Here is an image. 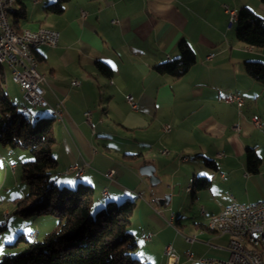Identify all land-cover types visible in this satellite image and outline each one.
Listing matches in <instances>:
<instances>
[{"label": "crops", "instance_id": "crops-1", "mask_svg": "<svg viewBox=\"0 0 264 264\" xmlns=\"http://www.w3.org/2000/svg\"><path fill=\"white\" fill-rule=\"evenodd\" d=\"M55 1L18 0L10 21L18 33L39 28L60 32L56 46L33 49L36 70L45 76L46 99L52 106L62 99L65 106L63 120L42 108V114L56 117L52 153L58 160L57 183L92 185L97 208L108 201L142 199H131L136 207L129 226L142 263L169 264L168 245L179 264H191L187 251L194 258L227 259L229 236L212 229L210 217L233 199H264V84L246 71L247 61L264 63V47L238 39L236 23L228 27L225 7L238 11L246 6L264 17L263 1L68 0L61 13L49 12ZM183 40L195 51L193 67L179 78L158 73L154 66L178 57ZM101 63L111 67V76ZM73 79L80 84L72 85ZM230 92L240 93L245 103L226 102ZM128 94L137 110L126 101ZM87 110L95 128L85 118ZM249 147L261 158L256 173L248 169ZM13 153L24 154L0 146V192L19 185L18 197H23ZM72 165L84 166L81 177L64 172ZM144 165L153 167L163 185L156 192L139 173ZM111 168L117 172L108 179L104 173ZM205 180L207 186H199ZM141 181L145 193L136 192ZM104 188L109 195L102 194ZM11 219L10 209L0 204V225L11 230L0 243V254L8 253L16 235L30 238L34 233L31 239H40L49 232L41 225L32 230L22 218L17 224ZM187 236L197 241L187 242Z\"/></svg>", "mask_w": 264, "mask_h": 264}, {"label": "trees", "instance_id": "trees-1", "mask_svg": "<svg viewBox=\"0 0 264 264\" xmlns=\"http://www.w3.org/2000/svg\"><path fill=\"white\" fill-rule=\"evenodd\" d=\"M67 1L56 0L47 10L61 13ZM236 35L250 46L264 47V17L249 7H241ZM178 49V57L154 66L158 73L179 78L193 67L196 63L193 47L183 40ZM100 68L105 74L112 75L108 64L101 63ZM246 71L264 84V63L247 61ZM6 74L5 66L0 65V146L14 152L27 150L32 155L21 164L22 179L28 190L17 201L15 213L21 217L55 216L58 225L42 239L19 234L9 245H22V248L5 253L0 264H146L135 254L137 242L129 230L135 201H108L93 213L92 185L79 182L74 188L59 186L56 181L58 160L52 153L56 117L43 115L35 120L29 117L26 111L30 108L21 109L8 95ZM247 161L250 172L259 171L261 158L254 148L247 149ZM207 184L205 180L199 186L206 187ZM4 228L5 225H0V231Z\"/></svg>", "mask_w": 264, "mask_h": 264}, {"label": "built area", "instance_id": "built-area-1", "mask_svg": "<svg viewBox=\"0 0 264 264\" xmlns=\"http://www.w3.org/2000/svg\"><path fill=\"white\" fill-rule=\"evenodd\" d=\"M38 1V0H35ZM7 7L6 0H0V57L10 60L11 69L13 72V82L16 83L23 92V107L25 108H47L57 112L60 115V120H63L65 114V106L62 99H59L55 106H52L45 97V88L43 83L45 76L41 72H37L34 68V63L30 59V55L25 54V45H32L33 47L56 46L60 32L49 28V38L38 37L31 41H22L16 39L14 35H10L7 30ZM229 14L228 27L232 25V17H237V10L225 7ZM86 12L82 10L81 16L84 17ZM116 22V20H115ZM212 54L208 56L212 58ZM71 84L77 86L80 84L79 80L73 79ZM224 100L228 103H233L241 107L244 103V97L237 92H230L224 96ZM126 101L132 109L139 108L138 103L134 98L128 94ZM87 122L92 128L96 127V122L92 120V112L90 110L84 113ZM253 121L260 125V118L258 115L253 116ZM165 130L170 129V125L164 127ZM167 153V150H164ZM188 157H184L187 159ZM84 166L72 165L65 169V173H74L76 177H81ZM115 168L108 169L104 173L105 177L112 179L116 174ZM104 196L109 195L108 188H104ZM214 218H221V225H218V230H223V234L228 235V231H235L241 235H251L258 244L264 245V199L250 203H242L233 199L227 206H225L219 213L212 215L209 220V225H214ZM222 218H229V225H222ZM35 234H31L34 238ZM187 242L194 243L197 240L186 238ZM229 256L227 259H216L208 257L194 258L190 251L186 252V256L191 262H211L215 264H255L259 262L255 257L249 256L242 248L240 242H228L227 248ZM168 255L169 264H179L178 257L175 254L173 246L168 245L165 248Z\"/></svg>", "mask_w": 264, "mask_h": 264}, {"label": "rangeland", "instance_id": "rangeland-1", "mask_svg": "<svg viewBox=\"0 0 264 264\" xmlns=\"http://www.w3.org/2000/svg\"><path fill=\"white\" fill-rule=\"evenodd\" d=\"M6 71H7V81L5 84V88L8 92V95L10 96V98L19 106L21 107V109H23V92L21 90V88L13 82L12 78V70L8 69V67H6ZM44 109L41 108H30V111H26V114L31 117L33 120H35L38 116H43V115H50V114H42ZM38 115V116H36ZM36 116V117H35ZM21 152H24V154L21 153V155H14L15 153H13L12 156H14L13 158L16 161V164L18 165V168H16L15 170L17 171L16 176L19 179V183L20 186L24 189V193L26 194L27 190H28V185L27 183L22 179V172H21V164L23 161L30 159L32 157V155L30 154L29 151L27 150H20ZM0 166L2 167L3 164L0 163ZM125 167V169H127L128 171L131 170V168L129 167V165H123ZM142 166H140L138 168L139 173L145 177L147 179V182H149L151 184V188L153 190V192H156L159 188H161L163 185H159L157 183V178L156 175L154 173V171L151 174H147L141 171ZM59 186H62V184H58ZM76 187V186H75ZM147 186L145 185V182H140L139 183V187L137 188L136 192H140V193H145V191L147 190L146 188ZM8 189H5L3 191L0 192V204H2V208L3 207H7L8 209H10L11 211V220L14 224L16 222V220H18V218H22L20 220H22V222L26 223L28 226H32V230L37 229L36 227H39V225H41V229H46V231H51L53 230L55 224H57L58 222V218L55 216H51V215H36L37 217L35 218H39V219H33V217L35 215H32L31 217H21L18 213H15V211L17 210L18 206H17V201L21 200L25 194H23V197H18L19 194V185H16L14 188L7 186ZM74 188V187H73ZM17 193V194H16ZM22 195V194H20ZM130 199H136L138 202L141 201L142 199L133 196ZM126 200V199H124ZM123 200V201H124ZM120 202V201H119ZM118 202V203H119ZM99 208V207H98ZM97 207L93 208V213L96 212V210L98 209ZM52 220V221H51ZM5 221V220H4ZM6 226V223H4ZM43 225V226H42ZM48 233V232H47ZM11 234V230L10 229H3L2 231H0V243H2L3 241H6V237H9V235ZM44 236L41 235L40 239H42ZM17 238V235L14 236L13 241H15V239ZM19 247V248H18ZM22 247V245L19 246H11L8 245L6 248L8 249V253H12L15 251H18L20 248ZM10 249V251H9ZM3 254H0V259L2 258ZM208 258H214V257H210L208 256ZM192 264V263H191Z\"/></svg>", "mask_w": 264, "mask_h": 264}, {"label": "bare ground", "instance_id": "bare-ground-1", "mask_svg": "<svg viewBox=\"0 0 264 264\" xmlns=\"http://www.w3.org/2000/svg\"><path fill=\"white\" fill-rule=\"evenodd\" d=\"M18 0H6L8 5H12V7H7V30L10 35H14L16 39H20L22 41H31L32 39H38V37L49 38V28H40L38 30H30L26 29L22 33H18L11 21H10V13L14 10V6L16 5ZM238 19V11L237 17H232V25L233 26ZM36 48L32 45H25V54L30 55L31 61L34 63V68L37 66V59L32 52V49ZM0 65L8 66L11 68L10 60L6 58L0 57ZM12 70V69H11ZM23 109H28L23 107ZM55 116L60 117L57 112H54ZM194 178L190 179V183L188 185L187 190L192 189ZM218 225H221V218H214V225H209L212 229L216 230L219 233H223V230H218ZM222 225H229V218H222ZM229 241L228 242H240L241 248L249 254L251 257H255L259 262H255V264H264V245L258 244L253 236L251 235H241L240 233H236L235 231H228ZM31 237V235H30ZM186 238H190L195 240L194 236H187ZM192 264H215L211 262H191Z\"/></svg>", "mask_w": 264, "mask_h": 264}, {"label": "water", "instance_id": "water-1", "mask_svg": "<svg viewBox=\"0 0 264 264\" xmlns=\"http://www.w3.org/2000/svg\"><path fill=\"white\" fill-rule=\"evenodd\" d=\"M141 171L147 174H151L154 170L151 165H144L142 166Z\"/></svg>", "mask_w": 264, "mask_h": 264}]
</instances>
